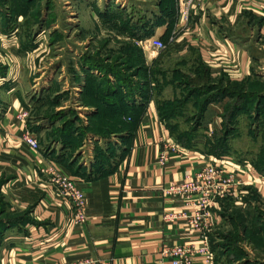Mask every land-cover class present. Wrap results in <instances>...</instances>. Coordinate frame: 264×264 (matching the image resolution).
<instances>
[{"label": "crops", "instance_id": "1", "mask_svg": "<svg viewBox=\"0 0 264 264\" xmlns=\"http://www.w3.org/2000/svg\"><path fill=\"white\" fill-rule=\"evenodd\" d=\"M173 4V16L160 18V0H149L151 33L136 41L144 49L145 64L156 68L158 79L175 80L180 75L240 84L259 74L264 78V0H200L186 25L178 16L177 0ZM174 34L175 40L164 50L150 43L154 38L166 43ZM151 87L156 88L153 82ZM185 92L176 81L161 95L151 93L144 105L137 102L138 109L127 117L131 130L116 137L113 154L100 158L93 145L88 150L82 145L72 153L70 139H36L39 149L31 148L22 139L23 132L29 131L28 119L17 117L26 109L20 89L5 84L0 89L5 95L0 101L1 214L20 220L2 223L0 264L85 259L98 264H156L163 243L198 247L203 234L213 252L211 264L220 263L215 255L222 230L232 227L235 212L246 222L247 214L264 203V176L247 158L217 157L228 160L225 166L234 180L209 208L208 229H195L187 218L164 220L166 213L191 215L195 208L187 204L191 196H165L162 190L195 175L212 157L180 146L158 114L157 99L172 100ZM214 103L200 117L198 125L204 129L195 139L211 137L208 134L219 127L222 105ZM194 106L193 98L187 100L185 114L170 124L187 128L194 121L188 122ZM165 145L175 149L168 150V161L161 164L159 153ZM49 168L68 173L77 182L87 206L85 222L72 223L71 203L59 194L51 175L42 172ZM191 264L206 263L203 256L193 254Z\"/></svg>", "mask_w": 264, "mask_h": 264}, {"label": "rangeland", "instance_id": "2", "mask_svg": "<svg viewBox=\"0 0 264 264\" xmlns=\"http://www.w3.org/2000/svg\"><path fill=\"white\" fill-rule=\"evenodd\" d=\"M149 9V0H0V89L5 84L20 89L28 128L36 139H70L72 153L82 145L85 150L93 145L97 154L106 156L117 150L112 143L117 142L116 137L124 129L99 127L104 116L98 112L106 114L109 107L99 105L97 90L104 87L114 93L130 89L135 91V101H141L137 88L147 89L148 86L143 85L141 72L133 65L136 63L134 57L144 49L133 48L138 44L121 25L136 18L137 13L149 15ZM90 75L92 78H88ZM253 80L255 89H264V78L260 74ZM170 82L167 84L175 81ZM218 85L216 83L215 90L208 95L216 96ZM149 88V93L155 95L156 88ZM257 93L242 97L246 101L254 99L250 104L254 105V111L256 99L264 101V94L263 98H258ZM2 95L0 101L5 96ZM114 99L109 100V106H113ZM213 102L221 103L222 116L230 100ZM197 122L200 120L194 119L192 124ZM222 122L221 117L219 127L208 135L222 136ZM247 124V119L241 115L231 139L188 141L192 149L201 152L212 150L215 145H225L221 149L230 153L226 156L253 158L260 162L264 160V125L258 127L254 121L250 127ZM198 129L203 131L204 128ZM261 163L264 168V161ZM251 212L247 227L250 230V224L258 225L260 231L255 235L259 239L253 241L245 234V222L240 227L235 222L232 227H226L219 242L234 249L222 264H264V203ZM5 219L8 221V216L0 214V226ZM3 241L0 239V248L4 246Z\"/></svg>", "mask_w": 264, "mask_h": 264}, {"label": "trees", "instance_id": "3", "mask_svg": "<svg viewBox=\"0 0 264 264\" xmlns=\"http://www.w3.org/2000/svg\"><path fill=\"white\" fill-rule=\"evenodd\" d=\"M159 11L161 12V17H172L175 13V7L173 4V0H160V5L158 7ZM146 13V12H145ZM145 13H137L138 16L133 19H128L125 21L123 29L128 30V34L133 37V41L136 42L138 40L145 39L148 37L151 33V19L150 16ZM153 15V14H152ZM135 17V16H134ZM168 43V39L167 42ZM133 48H139L138 45H133ZM134 59L136 60V63L133 65L134 68H138L139 73L141 72V78L143 79V85L151 87V83L153 82L156 86V95H160L163 91V89L168 85L167 83H171L170 81L174 80L173 78L168 79L166 76H163L161 79H158L156 76L157 70L156 68H151L147 64H145L143 52L139 50V55L135 56ZM204 75V74H203ZM177 79L174 81L179 85H184L185 89V95L181 97H176L172 100L167 99H157V111L160 116V118L167 122V125L169 126V129L171 132L175 135L176 139H174L180 146L185 148H193V145L188 141V139H195L196 137L200 136L199 134V122H197L195 125L189 124L187 128L180 129L178 127H175L174 125L170 124L171 119L174 117H178L185 114V102L189 100L190 98L194 99V107L195 112L190 118L191 120H188V122L194 120V119H200V117L203 115L207 105L210 102L217 101V100H223L225 98H228L230 102H228L225 106V111L222 113V136H219L217 134H213L211 137L205 136L204 139H231L232 136H234V129L237 128V122L239 116L243 115L247 119V125L250 127L252 122H256V125L258 127H261L264 125V101L261 102V99L263 98L264 89H255L253 87L254 78L251 80H247L243 83H225L224 81H213L209 79H190L188 77H182L180 75H176ZM88 78H92V75L88 76ZM181 79H183V82H181ZM185 79V80H184ZM162 80L163 84H161ZM169 81V82H168ZM173 82V83H175ZM218 83V94L214 97L213 95H208L212 92V89L215 90V84ZM190 84L192 86H190ZM125 87H128L127 85ZM147 89H138L137 93L141 95V103L145 104L148 98L150 97L149 90ZM125 89V88H124ZM124 89H121L120 91H116L114 93L108 92V90L104 89V87H100L97 91V102L101 106H108L107 113L105 114L104 111L98 112V114L101 113L102 116H104V120L101 117L102 123L99 127H106V128H113L118 127L124 129L123 132L129 131L132 128V124L127 122V117L131 115L134 111V109H138V103L135 101V96L133 98V92L129 89V91H125ZM249 89V91H248ZM96 91V90H95ZM255 92H258L256 97L259 99H256L258 101L255 106L254 111V105H250L251 103H254V99L244 100L246 94L250 93L251 95ZM249 94V95H250ZM262 96H261V95ZM135 95V94H134ZM114 97V101L112 102V107L109 106V100ZM204 98V99H203ZM231 98V99H230ZM264 99V98H263ZM246 101V103H244ZM143 104V105H144ZM111 107V108H110ZM96 113V115H98ZM100 116V115H98ZM264 128V127H263ZM219 133V132H217ZM62 139V138H59ZM225 147V145H215L212 150L204 151V153L208 155H212L215 157H221L225 155H230L228 151L222 150L221 148ZM99 157L103 158L102 153H99ZM264 157V156H262ZM259 157V158H262ZM235 160L241 161L244 160V158H237ZM251 163V166L262 176H264V168L262 166V163L264 160L261 159L260 162L256 161V159L250 158L248 159ZM259 160V159H258ZM2 202L0 201V214L2 210ZM252 212H249L246 219L248 220L249 215ZM237 219V220H236ZM17 220H20L19 217H13L9 219V222H16ZM245 218L242 217L239 213H234V222L237 225V227H240L241 224L244 223ZM252 223V222H251ZM257 224L256 222H254ZM259 224V223H258ZM250 230H248L247 223L246 227L244 229L245 234L250 236V239L255 241L258 237H256L255 234H259L260 229L257 227L258 225L250 224ZM4 228L1 224L0 229ZM256 228V229H255ZM249 231V233H248ZM0 239H3L2 234L0 233ZM259 239V238H258ZM2 241V240H1ZM233 241V240H231ZM235 243V242H233ZM230 245H233L232 242ZM236 248V247H235ZM217 249V247H216ZM223 249V251H222ZM234 248H231L229 245H220L219 251H217V259H219L218 264H222V260L226 257H229L231 250ZM221 250V251H220Z\"/></svg>", "mask_w": 264, "mask_h": 264}, {"label": "built area", "instance_id": "4", "mask_svg": "<svg viewBox=\"0 0 264 264\" xmlns=\"http://www.w3.org/2000/svg\"><path fill=\"white\" fill-rule=\"evenodd\" d=\"M200 0H177L178 16L182 25H186L191 18L193 7ZM175 34L168 38V43L175 40ZM151 45L156 50H164L167 43L154 38L151 40ZM26 111L20 112L17 117L25 119ZM22 139L31 148L39 149V144L36 138L29 131L22 134ZM175 149L165 145L164 149L159 153V162L165 164L168 161V150ZM228 160L223 161L215 156L209 157L203 167L200 168L195 175L189 176L181 182L171 183L168 187L162 190L165 196H185L192 197L187 204H192L195 208L191 215H187L185 211L174 214L166 213L164 220L173 221L179 218L189 219V223L195 229H208L209 222L208 210L212 207V203L217 197L225 195L226 189L232 185L234 174L226 168ZM51 175V181L57 188L59 194L67 199L74 210L72 216L73 224H81L86 220V203L83 199L81 188L77 182L68 173L60 172L54 168L43 170ZM198 254L203 256L206 264H211L213 261V252L210 247L208 236L203 234L201 237V245L198 247L185 245H168L163 243L159 250L156 264H191V256ZM59 264H98L92 259H85L79 262L67 263L61 262Z\"/></svg>", "mask_w": 264, "mask_h": 264}]
</instances>
